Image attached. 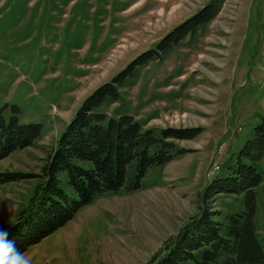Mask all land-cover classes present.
Returning <instances> with one entry per match:
<instances>
[{"label":"rangeland","instance_id":"obj_1","mask_svg":"<svg viewBox=\"0 0 264 264\" xmlns=\"http://www.w3.org/2000/svg\"><path fill=\"white\" fill-rule=\"evenodd\" d=\"M208 1L0 0L1 114L15 107L20 124L41 126L32 146L0 160V174L20 176L0 181V226L8 229L27 205L80 103ZM118 92L102 109L107 116L200 133L175 141L183 153L148 170L138 190L103 194L29 247L32 264H150L197 215L202 188L235 164L264 119V0H222L213 20L139 67ZM254 192L264 256L262 183ZM240 196L216 197L212 208L238 211Z\"/></svg>","mask_w":264,"mask_h":264},{"label":"trees","instance_id":"obj_2","mask_svg":"<svg viewBox=\"0 0 264 264\" xmlns=\"http://www.w3.org/2000/svg\"><path fill=\"white\" fill-rule=\"evenodd\" d=\"M221 2L209 0L80 103L44 161L41 181L7 229L18 249L25 252L105 193L138 190L148 170L163 167L183 153L175 141L190 140L200 133L186 128L143 129L130 115L107 116L102 109L119 99V88L135 77L139 67L159 61L182 39L213 20ZM11 111L5 119L0 109V160L32 146L41 135L39 124H20L17 108ZM263 155L264 119L252 129L235 164L226 166L224 173L202 188L197 215L165 240L150 264H264L254 226V188L260 183L264 194V164L259 165ZM17 177L0 174V181ZM239 195L238 211L212 208L216 197Z\"/></svg>","mask_w":264,"mask_h":264},{"label":"clouds","instance_id":"obj_3","mask_svg":"<svg viewBox=\"0 0 264 264\" xmlns=\"http://www.w3.org/2000/svg\"><path fill=\"white\" fill-rule=\"evenodd\" d=\"M9 236L10 232L0 226V264H32L31 257L18 249Z\"/></svg>","mask_w":264,"mask_h":264}]
</instances>
